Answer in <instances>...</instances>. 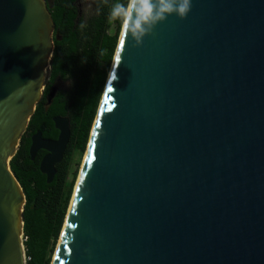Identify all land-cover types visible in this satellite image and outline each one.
<instances>
[{
  "label": "water",
  "instance_id": "obj_1",
  "mask_svg": "<svg viewBox=\"0 0 264 264\" xmlns=\"http://www.w3.org/2000/svg\"><path fill=\"white\" fill-rule=\"evenodd\" d=\"M55 30L46 0H0V264H27L10 162ZM53 120L30 147L49 184L71 138ZM52 264H264V0H192L142 46L119 39Z\"/></svg>",
  "mask_w": 264,
  "mask_h": 264
},
{
  "label": "trees",
  "instance_id": "obj_2",
  "mask_svg": "<svg viewBox=\"0 0 264 264\" xmlns=\"http://www.w3.org/2000/svg\"><path fill=\"white\" fill-rule=\"evenodd\" d=\"M53 21L54 53L43 97L10 166L25 195L24 241L27 264H52L118 48L122 24L109 22L113 4L127 0H46ZM91 2L88 10L81 4ZM85 27L81 28L80 25ZM115 25V32L111 29ZM57 92L49 103L52 88ZM70 120L71 138L64 158L56 165L52 183L41 173L46 151L31 159L32 136L57 140L54 118Z\"/></svg>",
  "mask_w": 264,
  "mask_h": 264
},
{
  "label": "clouds",
  "instance_id": "obj_3",
  "mask_svg": "<svg viewBox=\"0 0 264 264\" xmlns=\"http://www.w3.org/2000/svg\"><path fill=\"white\" fill-rule=\"evenodd\" d=\"M192 8V0H127L112 5L109 22L119 18L122 24L120 44L123 47L125 38H131L134 46H142L144 38L151 34L160 22L170 15L181 19L187 18ZM81 28L85 27L82 23ZM120 56L117 53V60Z\"/></svg>",
  "mask_w": 264,
  "mask_h": 264
},
{
  "label": "rangeland",
  "instance_id": "obj_4",
  "mask_svg": "<svg viewBox=\"0 0 264 264\" xmlns=\"http://www.w3.org/2000/svg\"><path fill=\"white\" fill-rule=\"evenodd\" d=\"M91 7V2L90 1H87V2H85V3H82L81 4V8H82V10H88L89 8ZM111 32L112 33H114L115 32V25L113 24V26H112V29H111ZM84 158H85V155L82 157V159H81V161H80V163H79V167H78V171H79V174H80V172H81V169H82V166H83V163H84ZM78 177H79V175H78ZM77 180H78V178H77ZM77 183V182H76ZM76 186V185H75ZM75 191V190H74ZM74 194V193H73ZM57 248V247H56ZM56 252V251H55ZM55 255V254H54Z\"/></svg>",
  "mask_w": 264,
  "mask_h": 264
},
{
  "label": "built area",
  "instance_id": "obj_5",
  "mask_svg": "<svg viewBox=\"0 0 264 264\" xmlns=\"http://www.w3.org/2000/svg\"><path fill=\"white\" fill-rule=\"evenodd\" d=\"M26 240V238L24 237V241ZM25 259H26V262H27V260H29V258H27V256L25 257Z\"/></svg>",
  "mask_w": 264,
  "mask_h": 264
},
{
  "label": "bare ground",
  "instance_id": "obj_6",
  "mask_svg": "<svg viewBox=\"0 0 264 264\" xmlns=\"http://www.w3.org/2000/svg\"><path fill=\"white\" fill-rule=\"evenodd\" d=\"M83 165H84V163H83ZM82 168H83V166H82ZM81 172H82V169H81Z\"/></svg>",
  "mask_w": 264,
  "mask_h": 264
}]
</instances>
